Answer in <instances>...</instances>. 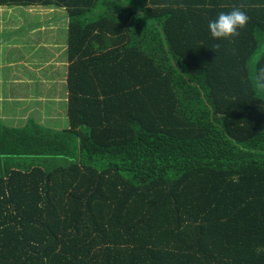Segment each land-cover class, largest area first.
Wrapping results in <instances>:
<instances>
[{
    "label": "trees",
    "instance_id": "obj_1",
    "mask_svg": "<svg viewBox=\"0 0 264 264\" xmlns=\"http://www.w3.org/2000/svg\"><path fill=\"white\" fill-rule=\"evenodd\" d=\"M0 6L62 9L68 60L66 127L0 124V264H264V0Z\"/></svg>",
    "mask_w": 264,
    "mask_h": 264
},
{
    "label": "crops",
    "instance_id": "obj_2",
    "mask_svg": "<svg viewBox=\"0 0 264 264\" xmlns=\"http://www.w3.org/2000/svg\"><path fill=\"white\" fill-rule=\"evenodd\" d=\"M11 18L17 22L21 17L16 13ZM46 23L0 26V124L23 127L32 120L51 129L68 125L65 23H55L56 36L49 29L52 22Z\"/></svg>",
    "mask_w": 264,
    "mask_h": 264
},
{
    "label": "rangeland",
    "instance_id": "obj_3",
    "mask_svg": "<svg viewBox=\"0 0 264 264\" xmlns=\"http://www.w3.org/2000/svg\"><path fill=\"white\" fill-rule=\"evenodd\" d=\"M17 13L18 16L21 18L19 21L15 22L11 16H15ZM55 15H65L62 9H57L53 7H40V6H27V7H8V8H0V26H8V25H14L18 24L20 25H26V26H34L37 24H42L40 26L44 27V24L47 25V21L52 22L49 25V29L51 30V33L53 36L59 35V32L57 33L56 29L57 26H61V22L58 20H55ZM59 17V16H58ZM23 22V24H22ZM54 22V23H53ZM56 23V25H55ZM47 27V26H46ZM36 33V32H35ZM34 33V34H35ZM57 33V34H55ZM41 35V34H40ZM48 35L47 33L45 34ZM43 36V33H42ZM58 119H61V117L58 116ZM56 126L60 128L62 126V121L57 122Z\"/></svg>",
    "mask_w": 264,
    "mask_h": 264
},
{
    "label": "clouds",
    "instance_id": "obj_4",
    "mask_svg": "<svg viewBox=\"0 0 264 264\" xmlns=\"http://www.w3.org/2000/svg\"><path fill=\"white\" fill-rule=\"evenodd\" d=\"M249 21V16L241 8H233L230 12H221L215 20L209 21L208 29L210 35L216 40L236 38L240 35V29H244ZM220 48L217 43L213 51ZM257 83L264 87V67H259L255 73Z\"/></svg>",
    "mask_w": 264,
    "mask_h": 264
}]
</instances>
